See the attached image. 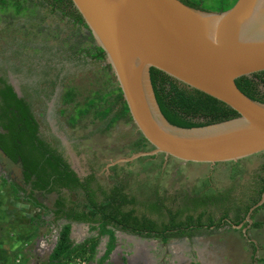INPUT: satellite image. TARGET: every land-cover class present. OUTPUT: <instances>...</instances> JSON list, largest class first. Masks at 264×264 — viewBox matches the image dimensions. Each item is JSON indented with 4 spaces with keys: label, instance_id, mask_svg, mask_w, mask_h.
I'll list each match as a JSON object with an SVG mask.
<instances>
[{
    "label": "rangeland",
    "instance_id": "1",
    "mask_svg": "<svg viewBox=\"0 0 264 264\" xmlns=\"http://www.w3.org/2000/svg\"><path fill=\"white\" fill-rule=\"evenodd\" d=\"M35 2L27 0V12L19 16L11 10H0V75L22 97L29 96L45 138L51 139V135L58 133L63 145L77 147L75 162L82 173L99 154L96 163L99 180L125 187L124 191L139 202L158 196L168 199L171 205L178 193L223 192L222 205L213 211V216L233 214L235 209L240 213L263 175L262 155L241 159L236 164L214 166L184 163L174 158L165 161L161 155L153 159L140 156L130 162H117L114 171H107L110 163L147 148L134 150L133 144L141 134L132 122L121 121L108 128L105 121L98 123L87 116L75 128L66 127L72 107L64 105L61 98L67 88H73L76 100L83 102L97 90L109 92L117 84L115 78L106 83L105 63L93 62L78 53L81 48L96 45L88 39L89 32L51 12L44 3ZM261 91L264 93V88ZM12 195L7 174L0 172V264H49L66 222L52 223L50 212L32 206L24 198L11 206ZM52 199L49 196L39 200L48 207ZM252 222L261 225L252 224L246 232L234 228L203 231L195 236V243L186 238L162 244L157 238L115 230V249L104 264H264L259 262L264 259V208L254 214ZM69 237L74 246L90 240L97 241V245L92 257L86 252L68 264H99L108 241L106 236H99L98 229L74 223ZM44 242L43 249L40 245ZM7 245L10 252L6 251Z\"/></svg>",
    "mask_w": 264,
    "mask_h": 264
},
{
    "label": "water",
    "instance_id": "2",
    "mask_svg": "<svg viewBox=\"0 0 264 264\" xmlns=\"http://www.w3.org/2000/svg\"><path fill=\"white\" fill-rule=\"evenodd\" d=\"M71 1L106 56L131 122L152 148L109 166L158 154L214 166L264 152V104L235 84L264 71V0H236L222 12L181 0ZM150 68L222 102L238 117L191 129L170 124L156 102ZM263 204L264 190L248 221Z\"/></svg>",
    "mask_w": 264,
    "mask_h": 264
},
{
    "label": "trees",
    "instance_id": "3",
    "mask_svg": "<svg viewBox=\"0 0 264 264\" xmlns=\"http://www.w3.org/2000/svg\"><path fill=\"white\" fill-rule=\"evenodd\" d=\"M36 5L45 4L53 13H59L62 17L68 18L73 26L87 29L83 18L73 5L71 0H34ZM189 7L212 12H222L231 8L236 0H181ZM27 0H0V10H11L14 15L19 16L27 12L25 4ZM93 41L91 34L88 37ZM85 52L84 57L93 62L105 63L103 67L107 74L106 83L114 81L111 67L106 63V56L99 47L88 46L79 49L78 53ZM150 81L155 95L156 102L165 119L172 125L180 128L191 129L208 126L214 123L223 122L235 117L238 113L223 104L222 102L192 89L165 73L155 69H149ZM238 89L251 100L264 104V71L242 76L235 80ZM77 94L73 88H67L62 95V103L69 104L76 101ZM0 127L7 131L0 133V148L12 160L16 161L20 157L23 167L26 170V179L34 176L32 187L38 191L49 194L53 191L59 193L61 188H81L85 191V199L76 200L73 207L67 206L64 197L59 196L53 209H47L42 202H38L31 193L26 195V191L20 187L10 184L14 199L24 198L25 201L38 209L52 213V223L64 220V225L59 233V239L49 264H68L75 256H84L86 252L93 256L97 241H85L81 245L74 246L70 240V227L72 223L85 224L93 229H98L99 236L108 238L105 251L99 259V264H104L110 254L115 249V230H121L146 238H162L166 241L171 234L166 230L178 229L186 223H195L191 216L186 222L178 220L177 214L173 213L166 221L163 217V204L152 202H139L124 191V187L115 185L106 191L99 185V193L102 199L96 198L95 191L90 187V176L84 183L79 182L76 173L70 170L64 159L61 158L50 145L39 139L37 133V123L31 110V105L23 99H19L13 91L11 85L6 83V79L0 76ZM99 101V107L96 108ZM84 116L105 121L108 128L113 127L118 122L130 123L131 118L128 108L123 100L120 89L116 86L109 92L99 89L87 97L83 102L75 104L70 113V125L73 127ZM8 117V118H7ZM8 119L3 122L2 119ZM6 137L7 142L3 141ZM134 150L140 151L149 147L148 142L141 136L134 144ZM14 151H17L16 155ZM263 156L262 173L257 182L256 190L252 198L244 205L241 212L247 214L249 209L261 198L264 190V152L257 154ZM222 165L236 164V162L220 163ZM218 165V164H216ZM110 170L114 171L115 166ZM23 193V194H22ZM211 198L213 200H211ZM223 192H217L215 196L195 200V208L202 207L206 203L222 205ZM143 208L147 213L157 215L160 221L152 220L144 214L138 215L139 209ZM264 204L252 212L251 218ZM186 210V209H184ZM171 210L168 209L167 212ZM170 214V213H169ZM226 214V212H225ZM198 224L201 225L199 217ZM239 224V223H236ZM254 223L253 226H260ZM165 232V233H164ZM172 235H189L186 232H179ZM256 250L254 249L253 252ZM264 262V259L259 260Z\"/></svg>",
    "mask_w": 264,
    "mask_h": 264
},
{
    "label": "flooded vegetation",
    "instance_id": "4",
    "mask_svg": "<svg viewBox=\"0 0 264 264\" xmlns=\"http://www.w3.org/2000/svg\"><path fill=\"white\" fill-rule=\"evenodd\" d=\"M84 29V28H82ZM85 48V47H84ZM83 57L85 52H81L80 53ZM85 58V57H84ZM2 77H4L6 79L5 76L0 75ZM6 83L11 85L13 88V91L16 93L17 97L19 99H23L25 102H27L29 105H31V110L32 113L34 115V119L35 122L37 123L38 127H37V137L41 140H43L45 143H47L48 145H50V147L55 150L57 152V154H59L61 156L62 159H64V161L66 162V164L69 166L70 170H72L73 172L76 173V176L79 178V182L80 183H84L86 180L89 179L90 176H93V179L90 180L89 184L92 190L95 191V195L97 200L99 201V199H102V195L99 193V185L102 186V188L106 191H109L110 189H112L114 186V184L110 185V184H105V182H101L99 180V172L96 170V163H98L99 161V154L96 155V159L94 163H88L86 166V171L84 173H82L78 167V165L75 162V155L78 154V148L74 146L73 149H71V145H63L62 143V138L61 136H59V134H53L51 135V139H46L45 137H47L43 132H42V128L40 125V122L38 120L37 114L34 110V106L33 103L30 102V98L28 96V98L26 97H22L20 94L17 93V91L15 90L13 84L8 81V79H6ZM64 94V92H63ZM62 94V95H63ZM62 101V100H61ZM1 103V101H0ZM79 103L77 100L74 103H69V104H64L66 106H71L72 110L75 107V104ZM99 107V101L97 102L96 108ZM64 114V112H63ZM0 116H1V111H0ZM2 117V116H1ZM0 117V118H1ZM87 116H84L83 118H81L80 120L84 119ZM92 117V116H90ZM8 118V117H7ZM2 119L3 122H7L8 119ZM93 119V118H92ZM79 120V121H80ZM94 121L99 123V119H95ZM78 123L75 124V126L73 127L72 125H70V115L66 118V122L65 125L66 127L69 129L75 128L76 125ZM0 133H4L6 134L7 131L5 129H3L2 127H0ZM65 138H68L66 135H64ZM57 137L59 138V140L57 139ZM3 141L7 142L6 137L3 138ZM68 141L66 140V143ZM152 148L147 147V150H151ZM15 155L17 153V151H14ZM163 156L165 161H168V159H170L171 157H166L163 154H158L155 156H151L148 157L150 159H153L157 156ZM111 167H114V165L109 166L107 171L112 172V170H110ZM0 172L2 174H7V181L10 184H13L16 187H20L22 189H24V191H26V195L31 193L32 196L34 198H36V200L38 202H40V198L42 199H46L47 197L51 196L52 202H51V206H46V204L43 203V205L47 208V209H53L54 208V204L56 202V200L59 198V196H62L65 198V200L67 201V206L69 207H73L75 204L76 200H81V199H85L86 193L83 189L81 188H75V189H69V188H61L60 192L57 193L55 191L47 194L44 191H38L36 189H34L32 187V183L35 180L34 176H30L29 180L26 179V170L23 167L22 161L20 159L19 156H17V160L14 161L12 160L5 152H3V150L0 148ZM125 188V187H124ZM23 194V193H22ZM215 194H204V193H192L190 191L186 192V193H178V195L176 194V198L173 199L175 200L174 204L172 205V208L170 207L171 205L168 204L167 200L165 198H161L158 196H155L153 199L151 200H147V202H152V203H158L159 205L163 204L165 206V209L163 210V217L162 219L164 220H168L169 216L173 213L177 214L178 216V220H180L181 222H186V219L188 218V216H191L195 223H191L188 224L186 223L184 226L179 227L178 229H169L166 230V232L168 234H171L170 237L167 238L166 241L162 240V238H157L159 239V241L162 244H167L168 242H172L173 240H183V239H188L191 238V242H196L197 238L195 237L197 234H200L203 231H210V230H221V229H228V228H233L234 226L237 225H241V227L238 229L240 231H242L243 229L247 228L249 229L251 227V225L253 224L252 220L253 218H251L252 214L250 215V220L248 221V212L247 214H244L243 212L237 213L236 209L234 211V213H226V214H220L217 218H215L213 216V211L217 210V206L215 204H211V203H206L205 205H203L202 207H198L195 208V200L201 199V198H209V197H213L215 196ZM133 197V196H132ZM138 199V198H135ZM211 200H213L211 198ZM145 202V203H147ZM169 210H171L170 212H167ZM186 209V210H184ZM139 214L138 215H146L151 217L152 220L155 221H160L159 217L157 215L154 214H150L147 213V211L143 208H140L138 210ZM239 211V210H238ZM170 213V214H169ZM52 215V213H50ZM199 217L201 218V225L198 224V221L200 220ZM62 221V220H60ZM64 221V220H63ZM239 223V224H236ZM74 224V223H72ZM235 229V228H234ZM179 232H186L187 234L189 233V235H172V234H176ZM165 233V232H164ZM249 241V240H248ZM249 244L252 245L254 248H256V243L254 241H249Z\"/></svg>",
    "mask_w": 264,
    "mask_h": 264
},
{
    "label": "crops",
    "instance_id": "5",
    "mask_svg": "<svg viewBox=\"0 0 264 264\" xmlns=\"http://www.w3.org/2000/svg\"><path fill=\"white\" fill-rule=\"evenodd\" d=\"M3 190H5L6 191V189L5 188H3ZM11 202L12 203H10L11 204V206H14V203L16 202V201H18L17 199H14V197H13V195L11 196ZM9 205V204H8ZM8 205H7V207H8ZM5 210H6V208H5ZM0 211H1V208H0ZM8 216V215H7ZM6 220V219H5ZM7 221H5V223H6ZM13 222V221H12ZM11 222V220H10V223H12ZM8 223H9V219H8ZM9 225V224H8ZM12 225V224H11ZM14 229V231H15V229H16V227H14V225H13V227H12V230ZM6 233V232H5ZM6 236H7V234H5V238H6ZM9 245H7L6 247H8ZM10 249H11V247L9 246L8 247V249L6 250V251H8V252H10Z\"/></svg>",
    "mask_w": 264,
    "mask_h": 264
},
{
    "label": "built area",
    "instance_id": "6",
    "mask_svg": "<svg viewBox=\"0 0 264 264\" xmlns=\"http://www.w3.org/2000/svg\"><path fill=\"white\" fill-rule=\"evenodd\" d=\"M40 246H42V248L44 249V247L46 246L45 242ZM38 247H39V245H38Z\"/></svg>",
    "mask_w": 264,
    "mask_h": 264
}]
</instances>
